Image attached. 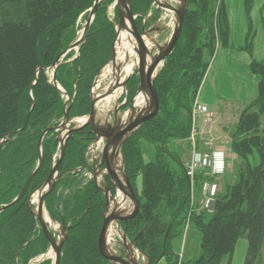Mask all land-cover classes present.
I'll return each mask as SVG.
<instances>
[{"label": "trees", "instance_id": "trees-1", "mask_svg": "<svg viewBox=\"0 0 264 264\" xmlns=\"http://www.w3.org/2000/svg\"><path fill=\"white\" fill-rule=\"evenodd\" d=\"M130 1L132 14L141 15L148 11L152 0ZM90 4L91 0H0V42L5 40L9 45L19 37L13 34L14 31H28L26 37L22 35L17 45L14 44L19 65L14 70L15 75L10 76L12 81L21 84L23 82L22 67L27 63L35 62L30 50L32 47L39 50L38 46H41L38 51V61L45 66L54 62L73 38L74 17ZM104 10L105 5L98 8L94 23L84 43L80 46L79 56L71 62L61 64L56 70L55 76L59 86L70 96L73 92L76 93L70 114L89 113V95L93 77L112 55L115 31L113 25L106 20ZM139 17L136 23L141 20ZM191 19V17L184 18L185 29L183 28L173 53L155 80L159 115H161L144 123L122 147L126 175L134 178L139 173L144 178V197L147 203L141 206L143 213L135 219L134 223H130L129 227L132 230L139 225L137 228L142 230L135 243L138 248L147 251L151 264H155L160 257L168 259L173 257L170 241L176 235H174V224L182 225L189 209L186 179L183 178L182 192L177 195L172 193L171 184H169L170 174L161 165L159 159L166 154L164 148L170 140H186L191 133L190 112L200 79L204 74L202 70L197 79L195 74H189L188 83L185 86L182 85V80H185V74L181 73L184 65L182 57L190 52L197 38V29L192 28ZM68 21H71V29L66 32L65 27L66 33H64L63 25ZM217 24V30L210 32V38L215 40L218 37L225 45L228 40L227 23L224 20H217ZM6 35L7 38H3ZM26 39L27 47L19 44L20 41L24 43ZM6 48L0 47V62L3 61V63L13 58L11 53L4 54ZM213 49L214 46L211 45V52ZM50 52L52 57L48 56ZM44 56L49 60H46ZM66 59L68 58L66 57L64 61ZM23 61H25L24 64ZM192 61L198 66L203 63L201 55H198L196 60L192 58ZM252 66L253 71L262 76L255 103L264 108V68L262 69L264 65L259 67L258 64H254ZM8 74L10 72L6 66L0 67V140L5 134L24 128L21 133L10 135L0 146V206L9 204L22 190L39 155L38 142L41 133L49 125L51 126L52 122L61 118L63 107L60 101H56L60 99L58 91L47 82L42 73H39L38 88H35L37 93L34 94V91L32 94L34 101L39 98V106L31 112L28 108L23 116L21 89L15 86L13 89L10 85L12 97L9 102L4 100L2 81L7 78ZM53 98L55 107L46 109ZM240 125L241 127L237 128L232 136L233 152L245 162L251 154V149L258 148L260 163L253 169L245 165L239 170V182L234 186H226L224 195L218 194L211 215L205 213L192 215L190 221L200 234V254L195 261H189V264H219L223 258L231 257L237 241L242 238L247 242L244 264H254V261L256 263L259 261L260 250L264 243V142L262 141V144L255 137L235 140L238 135H246L247 132L258 127L257 115H242ZM89 130L86 127L77 131L69 140L60 169L64 164H67L69 170L81 165L84 148L94 137ZM49 135L51 134L48 133L42 140V163L33 180H43L50 170V155L57 146V140L53 137L55 139L51 141ZM141 139L154 145H160L157 149L158 156L155 163L143 164L139 148ZM202 178L201 173L196 174V186ZM79 193L74 195L72 201L74 212L71 213L75 218L70 224L64 248L62 247L65 252L62 264H107L99 255L96 245L102 221L104 198L101 192L95 191L92 183H89L85 190ZM27 196L26 193L22 199L0 213V242L4 247L2 251L0 249V264H27L38 254L40 248V250H45L47 247L46 239L41 234L35 235L36 221L27 205ZM87 201L88 210L84 214ZM161 208L165 213L169 212L171 220V228L166 239L165 234L169 223L165 224L162 221L164 213L160 210ZM78 215H82L80 219L76 217ZM28 241L30 243L24 247ZM17 249L19 253L15 257Z\"/></svg>", "mask_w": 264, "mask_h": 264}, {"label": "rangeland", "instance_id": "rangeland-1", "mask_svg": "<svg viewBox=\"0 0 264 264\" xmlns=\"http://www.w3.org/2000/svg\"><path fill=\"white\" fill-rule=\"evenodd\" d=\"M167 5H170L172 7H177L179 2L178 0H164ZM162 1V2H164ZM229 0H212L210 3V0H186L187 2V9L185 11L183 20L185 17L188 19L191 17V26L192 28L197 29V38L195 42L192 44V47L190 49V52L187 53L186 56L182 57V61L184 62V65L182 67L183 71H181L182 75L185 74V80H182V85L184 86L188 83V75L189 74H195L196 79L199 75V73L203 70L204 74L202 78L200 79V83L197 88V92L195 95V99L192 103V110L190 112L191 116V133L190 137L186 140H178L173 139L170 140L165 148L166 154L162 155L161 159V165L166 169L167 173L170 175L169 184L171 192L174 194H178L179 192H182L183 190V178L186 179L188 183V192H189V209L186 213V219L180 225L179 223L174 224V237L170 241V248L171 253L173 252V257L166 258V257H160L155 264H189L188 262L195 261L200 254V234L191 223V217L194 214H201L205 213L206 215H211L214 210L215 200L218 194H225V187L226 186H234L236 183L239 182V170L242 169L245 165L250 167L251 169L257 167L260 163L259 155H258V148H252L251 154L247 158L245 162L242 161L240 156L238 154L234 153L232 150V141H233V134L237 131V128H240L242 115L245 114H255L258 116V127L255 129H252V131L247 132V134L238 135L237 138L235 137V140H242L245 138H257L261 141L263 144L264 142V108L262 105H259L255 103V101L258 98L259 94V85L262 80V76L258 73H255L253 71L254 64H258L259 67H262L264 65V58L263 55L261 57V54L259 53V57H255V54L253 53L252 58L249 62V71L250 73L257 78V93L256 96L249 100L246 103L243 104H236V103H228L225 100V97L229 96L228 91H220L219 92V102L217 103L216 107L214 108L215 115H210L208 113L211 112V108L208 109V107L205 109L204 105L199 101V99H203L204 91L206 88L207 77L213 76L215 70V64L218 58H216V54L219 49L226 47L227 43L225 45L222 44L220 39L217 37L215 40H212L210 38V32H215L217 30L216 26L217 20H224L227 23V16L225 12V2ZM244 4V10L246 13L248 12L247 9L251 7V5H254L256 0H236V6H242ZM264 2V0H262ZM99 5L96 8L95 14L98 10V8L102 5H105V18L106 20L113 25L114 31L116 32L117 26H118V16H117V10H116V0H98ZM204 2V3H202ZM95 3V0H91V4L86 8L81 10L76 17H74V26L72 27V40L69 43V45L62 50V53L55 59L54 62L48 64V66H45L42 62L38 61V51H40L41 46H38L39 50L36 49V47L30 48V50L33 53V56L35 58V62L32 64L27 63L23 68L22 76H23V82L20 84H16L12 81L11 75H15V68L19 65L18 55L15 52V45L21 38L26 37V32L28 31H14V35L19 36L17 40L14 42H10L8 45V42L5 40H2L3 42H0V47H7L4 51V54L11 53L12 54V60L8 62H0V67L3 68L6 66L8 68V71L10 74L7 75V78L2 81V93H5L4 100L6 102H9L10 98L12 97V89L10 87L13 86V89L19 88L20 96L22 99V113L23 116L27 112L26 110L30 108V112L39 106L40 100L39 98L34 101V98L32 97V94L34 92L37 93V90L35 88H38L37 82L39 78V73H42L45 78L47 79V82L58 91V94L60 95V99L56 100L57 102L60 101V105H62V115L61 118L56 119L55 122L51 123V126L49 125L45 130L41 133V141L38 142V157L36 159V163L34 167L32 168L29 177L26 179V182L22 188L24 189L25 185L29 181L28 187L25 191V193L22 195L20 199H22L25 194L27 193V205L29 206L32 214L35 218V212L37 210V205L39 201V197L43 192V184L47 180L50 170L55 165L57 161V156L60 151V139L64 137L70 130H76L79 128L83 123V120L85 118L89 117V113L85 114H76L71 113L70 109L73 108V103L75 101L76 93L73 92V94L70 96L66 94V92L59 86L58 82L56 81V70L57 68L63 64L68 63L73 60H75L79 56L80 46L84 43L88 32L94 23L95 20V14L94 16H91L90 12L93 8ZM236 10L238 7H235ZM223 10V13H222ZM236 10L234 12H236ZM244 11V12H245ZM141 18L139 22L135 25L136 29L138 30V33L142 35V29L144 31L147 30H154L153 34L150 35L151 39H153L156 44L159 46H163L171 37V34L174 29V14L171 12H167V10L161 8L159 5H157L154 0L151 1L150 7L148 11L145 12V14H138L134 15ZM73 20V19H71ZM252 21V23H251ZM249 20V24L253 26V33L246 34V40L254 38V31H255V25L256 23L253 20ZM71 21H68L64 26L63 32L66 33L68 30L71 29ZM88 24V31L86 32V37L79 42L81 39L84 28ZM258 25V24H257ZM238 25L237 27H239ZM258 26H264V21H260V25ZM66 27V32H65ZM227 31H228V24H227ZM184 27V24L182 23L181 27V33ZM262 28V27H261ZM212 29V31L210 30ZM263 30V29H262ZM130 31V30H129ZM264 32V30H263ZM180 33V36H181ZM244 36V38H245ZM145 42L148 43L150 46L149 49L154 50L155 54L157 52L156 47L145 38V35H142ZM255 37L260 38L259 35H255ZM3 38H7L3 37ZM57 38V37H55ZM180 38V37H179ZM115 37L114 41L112 42V49L114 48L115 44ZM79 43V44H78ZM20 45H25L27 47L28 41H24L22 43L20 41ZM195 44V46H194ZM17 45V44H16ZM213 45L214 49L211 52L210 46ZM194 46V48H193ZM22 47V46H21ZM20 47V48H21ZM175 48V47H174ZM174 49L171 53H173ZM249 53V51H248ZM113 55V54H112ZM111 58L102 66L100 67L98 73H95L93 77V81L91 83L90 87V96L92 95V87L94 86L95 82L99 81V88L102 89L100 92L101 95L104 92L103 89L106 88V85L109 84V81L111 79V74L106 75L103 79H99L101 76L102 71L104 68H106L110 63H112V56ZM171 55V54H170ZM169 55V56H170ZM198 55H201L202 62L201 65H197L196 62L192 61V58L196 60ZM250 55V53H249ZM48 56H51V52L48 53ZM169 56L163 61V65H159L158 69L156 71V74H160L161 70L163 69L167 59ZM46 57V56H44ZM52 57V56H51ZM68 58L64 61L65 58ZM42 58V57H41ZM44 60V58H43ZM46 60H49L46 57ZM49 62V61H47ZM23 64L25 61L22 62ZM206 65V67H204ZM202 66L204 68H202ZM264 66L262 67V69ZM32 69V71H31ZM16 71H18L16 69ZM258 71H260L258 69ZM157 76V77H158ZM22 78V77H21ZM179 78V77H178ZM26 84V85H25ZM181 85V84H180ZM15 86V88H14ZM24 86V87H23ZM179 86V85H178ZM23 87V89L21 88ZM106 94V93H105ZM94 95V94H93ZM92 95V96H93ZM124 98V94L121 95L116 100L112 101L111 104H109V108L103 113L100 114V116H97L96 121L103 123L105 119H108V121H112V116L115 114L119 104L122 103ZM232 99V97H230ZM224 99V100H223ZM95 101V100H94ZM91 103L92 100L90 99V109H91ZM95 103V102H94ZM195 105H198L201 108H204V111H194ZM52 106L55 107L54 98L51 103L46 106V109L51 108ZM20 107V105H19ZM8 111L9 107L7 108ZM128 109V105L125 106V111ZM124 111V112H125ZM210 111V112H209ZM128 112V111H127ZM125 112V113H127ZM100 113V110L95 112V117ZM160 113V112H159ZM158 113V116H160ZM195 116V122H193L192 115ZM66 115V124H63V121L65 119ZM155 117V118H156ZM27 118V117H26ZM55 118V117H54ZM154 118V119H155ZM153 120V119H152ZM123 122V121H122ZM147 122V121H146ZM145 122V123H146ZM111 123V122H110ZM25 126V125H24ZM65 127V129H64ZM24 127L15 130L14 132L5 134L3 138L0 140V146L9 138L10 135H16L21 133ZM141 128V125L136 129ZM49 135L50 140L53 141L56 137L57 140V146H55V149L53 150V154L50 155V170L48 171V174L44 179L41 181H38L37 179L33 180L35 178V175L37 174V171L42 163V140L45 138L47 134ZM65 133V134H64ZM135 133V132H134ZM246 133V132H245ZM132 135V134H131ZM96 138V137H95ZM71 138L68 139V142ZM94 141V142H93ZM93 141L88 142L84 148L83 152V160L81 162L80 166H77L75 168H67V164H64L63 167L60 169L59 166V179L55 182L51 192L48 194V201L44 202V212H43V221L45 225L48 228L49 233L51 234L53 240L56 242V244L60 243V240L62 239V245L59 253V261L58 264H62V261L64 260V243L67 240L68 231L70 228V224L75 218L72 213L74 212L72 208L74 207V202H72L74 199V195L78 192H82V190H85L86 186L89 183H92L94 189L96 192H101L102 196L104 198V192L99 190L104 189L101 175L98 174L99 165L101 161V155L103 153V148L105 144L102 143L100 139H93ZM263 141V142H262ZM97 144V145H96ZM40 145V147H39ZM68 145V143H67ZM258 146H260L258 144ZM67 147V146H66ZM98 147V148H97ZM160 147L159 144H152L151 142H147L144 139L139 141V148L142 156V162L143 164H153L155 163V159H157L158 151L157 149ZM66 151V148H65ZM121 154V152H120ZM65 155V152H64ZM210 156H212L210 158ZM122 157V156H120ZM64 158V157H63ZM40 159V165L38 166V162ZM212 162V164H216L215 167H208L206 164L208 162ZM63 162V159L61 163ZM197 162L199 166L192 167V163ZM60 163V165H61ZM217 166L220 168L217 170ZM104 173L106 174V166H104ZM111 171H113L115 174L116 172L115 168H111ZM202 174V180H201V187L200 188V194H204L206 190L208 191V187L214 185L215 186V196L212 197V194L210 191H208V198L213 201L212 206L210 204H205L204 200L199 197V192L196 190V174ZM126 174V172H125ZM32 176V177H31ZM128 177V175H126ZM31 177V180L29 178ZM129 178V177H128ZM131 182V186L133 188V191L135 193V196L138 197L140 200L139 202V209L136 215L127 221H112L107 227L106 230V246H107V252L117 256L121 259H125L126 252H125V245L123 244L122 238L123 236L126 237L127 242L131 243L133 239L136 238V236L139 234V232L142 233L141 229H138L139 225L136 227V229H130L129 224L134 223L135 219L137 217H140L143 213L141 211V206L144 205L146 202V198L144 197V178L143 175H140L139 173L134 178H129ZM33 181V182H32ZM32 182V183H31ZM32 185V187H30ZM206 184V185H205ZM205 186H208L205 188ZM30 187V188H29ZM203 187L205 190H203ZM22 190L19 192V194L22 192ZM79 193V194H80ZM18 194V195H19ZM17 195V196H18ZM115 199V205L117 207V210L120 214V216H129L133 213V206L129 203L127 198H123V195L119 192V190L116 188L113 191H111V194L109 193L108 196ZM200 195V196H201ZM17 196L15 198H17ZM213 199H212V198ZM14 198V199H15ZM14 199L11 201L13 202ZM20 199H18L16 202H18ZM163 200V198H162ZM10 202V203H11ZM15 202V203H16ZM9 203V204H10ZM209 203V202H208ZM7 204V205H9ZM3 205V206H7ZM70 205V208H69ZM3 206H0L3 207ZM104 208H105V199H104ZM104 208L102 211V221L101 226L98 231V236L103 224V215ZM110 210L107 211L106 216L111 214V205ZM88 210V201L86 202V210L84 214ZM116 210V212H117ZM160 210L163 211V208ZM4 211V210H3ZM73 211V212H72ZM72 212V213H71ZM123 212V213H122ZM1 213V212H0ZM71 213V215H70ZM164 217L162 218V221L165 222V224L169 223L167 232L165 234V239L169 234L170 228H171V220L169 219V212L166 213L163 211ZM83 214V215H84ZM65 216V217H64ZM82 215H78L76 217L81 218ZM35 235L38 236L39 234L42 235L44 239L45 236L40 228L38 220L35 218ZM61 226L66 229L65 233L61 236ZM141 235V234H140ZM139 235V236H140ZM97 236V240H98ZM138 236V238H139ZM35 238V237H34ZM137 238V239H138ZM39 240V238H37ZM33 240V239H32ZM31 241V239L29 240ZM27 242L25 246H27L30 242ZM47 247L45 250H38V254L33 257L27 264H55L56 258L55 253L53 249L51 248V245L49 244V241L46 239ZM136 242V241H135ZM131 247V255L132 259L134 260V263L136 264H151L149 260V256L147 251H143L141 248H138L136 243ZM97 245V241H96ZM235 249V260L234 264H237V262H240L242 259H245L246 251H247V242L244 238L239 239L236 243ZM4 247L1 245L0 242V249L2 251ZM19 250L17 249L15 252V257L18 256ZM99 253V250H98ZM234 253V251H233ZM232 253V255H233ZM100 255V253H99ZM231 255V257H232ZM101 256V255H100ZM183 256V259H182ZM102 257V256H101ZM230 257V258H231ZM103 258V257H102ZM104 259V258H103ZM226 259V258H223ZM222 259V260H223ZM107 264H115L112 263L109 260H106ZM220 261V263L222 262ZM167 262V263H166ZM219 263V264H220ZM254 264H264V243L260 250V258L258 263L254 261Z\"/></svg>", "mask_w": 264, "mask_h": 264}, {"label": "water", "instance_id": "water-1", "mask_svg": "<svg viewBox=\"0 0 264 264\" xmlns=\"http://www.w3.org/2000/svg\"><path fill=\"white\" fill-rule=\"evenodd\" d=\"M164 0H154V2L159 5L161 8L165 10H170L174 14V29L171 34V37L169 40L163 45L159 46L156 44V42L149 37V33L152 32V30L144 31L142 29V35H145V38L149 40L157 49V52L155 54L154 50L148 49V46L145 43L144 38L140 33H138V30L136 29L135 20L136 16H134L131 12V1L130 0H116V10H117V16H118V26L115 32V40L117 38L118 30L122 29L123 27L127 28L129 31V34L131 38L134 41V45L132 47V51L134 55L136 56V74L135 76L138 79V86L130 99V102H128L127 97L125 96L123 98L122 103L118 106L116 111H120L122 108H124L128 104V109L125 112H129V119L127 122L120 124L118 116L114 119L113 126L111 127L110 124H105L103 126H100L98 123L95 122V110H94V100H92L91 103V109L89 113V120L87 122H84L80 128H83L85 126H90L91 131L96 135V139H100L101 137L105 139V146L103 148V153L101 155V164L100 165H106V174L109 177L111 188L118 189L119 192L123 195V198H127L129 203L133 206V213L129 216H120L119 211L117 210V207L115 205V199L108 196L110 193L109 187H106L104 184V189H99L104 192V199H105V208H104V217H103V224L98 236L97 240V248L99 250L100 255L106 259L111 261L115 264H136L134 263V260L132 259L131 255V247L134 244V242L137 240L139 234L136 236L135 239L131 241V243L127 242V239L125 236H123L122 241L125 245V252L126 256L125 259H121L117 256H114L107 252V246H106V230L107 227L112 221H127L132 219L139 209V201L137 197L135 196V193L133 191V188L129 182L128 177L125 175L123 166H120L119 173H120V179L117 177V175L111 171L112 162H108V160L113 161L114 156H118L120 154L121 146L125 142V140L132 134V132L137 129L140 125L145 123L146 121H150L154 119L158 113H159V101H158V95L155 91V80L158 76L156 74V71L158 69L159 65H163V61L171 54L172 50L174 49L176 43L179 40L180 33H181V27L183 23V17L185 14V11L187 9V2L186 0H178L179 4L176 8H173L170 5H167L166 2H162ZM99 2L98 0H95L94 6L91 9V16H94L96 8L98 7ZM88 31V24L84 28L83 35L81 39L82 41L86 37V32ZM148 35V36H147ZM79 44V43H78ZM114 48L112 49V63L114 61ZM147 59H151V63L147 65ZM134 76V75H133ZM127 77L123 82V87L125 88L129 80L133 77ZM142 97L144 106L142 109L139 110L137 117L135 119H131V116L134 114V102L137 98ZM121 121H123L121 119ZM63 124H66V115L65 119L63 121ZM121 126V127H119ZM80 128H77L76 130H70L62 139H60V151L57 156V161L55 165L50 170V174L47 178V180L44 182L42 186V194L39 197L37 210L35 212V218L38 220L40 228L45 236V238L49 241V244L51 245V248L53 249L55 253L56 262L55 264H58L59 261V253L61 249V245L63 240H60L59 244H56V242L53 240L51 234L48 231L47 226L45 225L43 221V212H44V202L46 200V197L51 192L54 184L59 179V166L60 163L64 157L65 148L68 143V139L71 138V136L79 130ZM41 141V139L39 140ZM40 147V145H39ZM110 154V156H109ZM109 157V159H108ZM40 165V159L38 162V166ZM102 173V172H101ZM100 174V172H98ZM32 177V176H31ZM31 177L29 180H31ZM29 181L25 185L22 192L17 196V198L14 199L13 202H11L7 206H3L0 208V212H2L5 208L11 206L14 204L18 199L22 197V195L25 193L27 187H28ZM110 205L112 207L111 214L106 216L107 211L110 208ZM117 210V212H116ZM123 213V212H122ZM66 229L61 226V236L65 233Z\"/></svg>", "mask_w": 264, "mask_h": 264}, {"label": "crops", "instance_id": "crops-1", "mask_svg": "<svg viewBox=\"0 0 264 264\" xmlns=\"http://www.w3.org/2000/svg\"><path fill=\"white\" fill-rule=\"evenodd\" d=\"M235 4L236 0L225 2L228 43L226 47L218 50L216 54L218 59L215 64L216 72L214 71L211 77L208 75L206 79L208 84L206 85L203 99H200L201 103L207 106L208 109L211 108L210 110L213 112L219 102L220 91H228L229 96L225 97L226 102L236 104L248 102L257 93V78L250 73L248 67L250 59L254 56L252 55L253 53L256 58L259 57V53L264 58V26H258L260 21H264V2L256 0L254 5L247 9V13L244 10L243 1V7ZM235 7H238L237 10ZM235 10L236 12H234ZM249 20L257 23L255 25L254 38L246 40L245 35L253 33V26L249 24ZM238 25L240 26L237 27ZM255 35H259L260 38L255 37ZM242 258L240 259L242 261L237 262V264H244V259ZM234 260L235 249L232 257L223 259L220 264H234Z\"/></svg>", "mask_w": 264, "mask_h": 264}, {"label": "bare ground", "instance_id": "bare-ground-1", "mask_svg": "<svg viewBox=\"0 0 264 264\" xmlns=\"http://www.w3.org/2000/svg\"><path fill=\"white\" fill-rule=\"evenodd\" d=\"M170 1H172V0H170ZM173 8H175V7H173ZM167 12L171 13L170 10H167ZM150 35H151V33H149V37H150ZM145 43L149 49L150 46L148 45L147 42H145ZM134 44L135 43L129 34L128 27L127 28L123 27L122 29L118 30L117 38H116V41L114 44V52H115L114 53L115 54L114 61H113V63H110L106 68H104V70L101 73V76L99 77V79H103L104 77H106V75L111 74L112 77L109 81V84H107L106 88L103 89L104 92L102 93L103 95H101L100 91L102 89L99 88V81L97 80L95 82L94 86L92 87V95L93 94L94 95L93 96L89 95L91 100H95V103H94L95 112L98 111V109L100 110V113L98 115H96V118H97V116H100L101 113L105 112L107 110V108H109V104H111L112 101L116 100L117 98H119L121 95H123L125 93L126 87L125 88L123 87L124 80L127 77H131L133 75L135 76L137 64H136V56L134 55V53L132 51V47ZM150 63H151V59H149V60L147 59V65H149ZM142 99L143 98L140 96L139 98H137L135 100V102L133 104L134 114L131 116V119H135L137 117L139 110L142 109V107L144 106V102ZM199 101H200V99H199ZM204 107H205V109L207 108V106H205V105H204ZM208 114H210L212 116L215 115V113L212 110ZM117 116H118L120 124L122 122L121 119L123 120L122 123H125L129 119V112L125 113L123 111L121 114H119V115L117 114ZM195 116L196 115H194V114L192 115L193 122H195ZM88 120H89V117L85 118V120H83V122H81V123L87 122ZM110 126L112 127L113 124H110ZM85 127H88V126H85ZM85 127H83V128H85ZM119 127H121V126H119ZM83 128H80L77 131H80ZM191 128H192V126H191ZM64 129H65V127H64ZM76 132H74V134ZM134 132H136V129L132 132V134H134ZM73 135L71 136V138L73 137ZM100 140L102 141L103 144H105V139H103L101 137ZM109 156H110V154H109ZM118 156H120V155H118ZM120 160L123 162L122 157H120ZM120 165L124 167L123 163L118 162L117 166H120ZM124 172H126L125 167H124ZM201 185H202V183L200 182L198 184V186H196L197 191L200 190ZM47 198H48V196H47ZM47 198H46L45 202L48 200Z\"/></svg>", "mask_w": 264, "mask_h": 264}, {"label": "flooded vegetation", "instance_id": "flooded-vegetation-1", "mask_svg": "<svg viewBox=\"0 0 264 264\" xmlns=\"http://www.w3.org/2000/svg\"><path fill=\"white\" fill-rule=\"evenodd\" d=\"M147 31H149V30H147ZM146 31V32H147ZM153 32H154V30L151 32V34H153ZM155 84V83H154ZM137 86H138V79H137V77L136 76H133L130 80H129V82L127 83V85H126V88H125V93H124V95L127 97V100H128V102L127 103H129L130 102V99H131V97L133 96V94H134V92H135V90H136V88H137ZM155 86V85H154ZM124 96V97H125ZM159 101V100H158ZM128 105V104H127ZM123 111H125V107L124 108H122L120 111H116L115 112V114H113V116H112V121H108V119H105L104 120V122L103 123H100V122H98V121H96V117H95V122L96 123H98L100 126H103V125H105V124H113V122H114V119L117 117V114L119 115V114H121ZM111 122V123H110ZM86 128V127H85ZM88 128L90 129L89 131H90V133L94 136L93 137V139H96L95 137H96V135L91 131V128L88 126ZM84 129V128H83ZM133 135V134H132ZM132 135H130L126 140H125V142L132 136ZM97 140V139H96ZM93 141V140H92ZM94 142V141H93ZM124 142V143H125ZM123 143V144H124ZM123 144H122V146H121V150H120V152H121V154H119L120 156H122V147H123ZM120 156H114L113 157V161H111V160H108V162H112V167H114L115 168V170H116V172H118V173H116V175H117V177L119 178V180H121L120 179V173H119V168H121L120 166H117V163L118 162H121V163H123V165H124V162H122L121 160H120ZM122 158H123V156H122ZM108 159H109V157H108ZM100 164H101V161H100ZM104 166H106L105 164L102 166V165H99V170H98V172H100V174L99 175H101V178H102V183L106 186V187H109V189H110V194H111V191H113L114 189L113 188H111V184H110V180H109V177L107 176V174H105L104 172ZM124 168V167H123ZM102 172V173H101ZM129 179V178H128ZM129 182H130V180H129ZM130 184H131V182H130ZM104 185H103V187H104ZM101 189H102V187H101ZM137 197V196H136ZM137 199H138V197H137ZM138 201L140 202V200L138 199ZM136 227H134V229H135ZM139 229V228H138Z\"/></svg>", "mask_w": 264, "mask_h": 264}, {"label": "built area", "instance_id": "built-area-1", "mask_svg": "<svg viewBox=\"0 0 264 264\" xmlns=\"http://www.w3.org/2000/svg\"><path fill=\"white\" fill-rule=\"evenodd\" d=\"M194 111L195 112H197V111H204V108H201V107H198L197 105H195V107H194ZM212 156H210V158H211ZM197 166H199L198 165V163L197 162H193L192 163V167H197ZM206 166H208V167H215L216 166V164H212V162H208L207 164H206ZM220 167L219 166H217V170L219 169ZM206 185V184H205ZM206 187H208V186H205V188ZM202 188V187H201ZM203 190H205L204 189V187H203ZM208 191H210V193L212 194V197L213 196H215V186L214 185H212V186H210V187H208ZM208 191L206 190V192H204V194H200V191H198L199 192V197L201 198V199H203L204 200V203L205 204H210L211 203V206H212V203H213V201H211V199H209L208 198ZM201 195V196H200ZM211 197V198H212ZM214 198V197H213ZM212 198V199H213ZM209 202V203H208Z\"/></svg>", "mask_w": 264, "mask_h": 264}]
</instances>
